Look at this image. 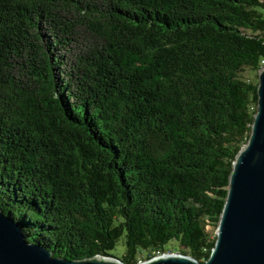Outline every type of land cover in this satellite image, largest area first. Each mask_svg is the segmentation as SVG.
<instances>
[{
	"label": "trees",
	"instance_id": "trees-1",
	"mask_svg": "<svg viewBox=\"0 0 264 264\" xmlns=\"http://www.w3.org/2000/svg\"><path fill=\"white\" fill-rule=\"evenodd\" d=\"M263 66L264 0H0V208L56 257L204 262Z\"/></svg>",
	"mask_w": 264,
	"mask_h": 264
},
{
	"label": "water",
	"instance_id": "water-1",
	"mask_svg": "<svg viewBox=\"0 0 264 264\" xmlns=\"http://www.w3.org/2000/svg\"><path fill=\"white\" fill-rule=\"evenodd\" d=\"M257 74V110L248 142L233 163L211 255L202 262L165 252L137 264H264V67ZM25 235L15 218L0 208V264H126L113 256L56 257Z\"/></svg>",
	"mask_w": 264,
	"mask_h": 264
},
{
	"label": "rangeland",
	"instance_id": "rangeland-1",
	"mask_svg": "<svg viewBox=\"0 0 264 264\" xmlns=\"http://www.w3.org/2000/svg\"><path fill=\"white\" fill-rule=\"evenodd\" d=\"M82 42L78 44V46H75V50L76 52H80L82 50V46H86L88 45V41L86 40V38L82 39L81 40ZM256 71L255 70H251V69H247L246 71L243 72V75L246 76L247 79H250L252 81H256L258 78L256 76ZM208 229H211L210 226H208ZM213 234H216V232L214 231ZM124 238L125 237H122L119 239V242L117 243L116 245V248L115 250H112V253L114 256H120L123 252H125V243H124ZM170 252V251H168ZM170 253H180L179 251L177 250H172ZM145 260H142L141 262H144Z\"/></svg>",
	"mask_w": 264,
	"mask_h": 264
},
{
	"label": "bare ground",
	"instance_id": "bare-ground-1",
	"mask_svg": "<svg viewBox=\"0 0 264 264\" xmlns=\"http://www.w3.org/2000/svg\"><path fill=\"white\" fill-rule=\"evenodd\" d=\"M263 67H264V66H263ZM263 67H262V68H263ZM256 109H257V108H256Z\"/></svg>",
	"mask_w": 264,
	"mask_h": 264
},
{
	"label": "built area",
	"instance_id": "built-area-1",
	"mask_svg": "<svg viewBox=\"0 0 264 264\" xmlns=\"http://www.w3.org/2000/svg\"><path fill=\"white\" fill-rule=\"evenodd\" d=\"M141 262V261H140Z\"/></svg>",
	"mask_w": 264,
	"mask_h": 264
}]
</instances>
